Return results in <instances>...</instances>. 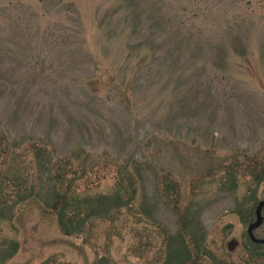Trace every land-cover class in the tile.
Wrapping results in <instances>:
<instances>
[{
    "label": "rangeland",
    "instance_id": "obj_1",
    "mask_svg": "<svg viewBox=\"0 0 264 264\" xmlns=\"http://www.w3.org/2000/svg\"><path fill=\"white\" fill-rule=\"evenodd\" d=\"M64 159L106 196L69 235L36 202ZM255 159L264 0H0V264H264ZM103 160L147 170L119 188Z\"/></svg>",
    "mask_w": 264,
    "mask_h": 264
},
{
    "label": "trees",
    "instance_id": "obj_2",
    "mask_svg": "<svg viewBox=\"0 0 264 264\" xmlns=\"http://www.w3.org/2000/svg\"><path fill=\"white\" fill-rule=\"evenodd\" d=\"M42 146L39 147V149L42 151ZM37 153V151H36ZM49 155V154H48ZM248 159V158H247ZM86 160V159H85ZM87 162V161H86ZM85 162V163H86ZM101 162V161H99ZM250 165H248V169L255 172L253 179H255L256 185L259 186L264 182V176L260 175V171L264 172V165L257 160H250ZM48 165L50 167V162H48ZM98 165H92V169H97L98 175L96 176V179H101L106 177L109 173H114L115 177H120V182L117 181V186L121 188L120 186L124 185L125 183V177L128 178L129 181L127 182V187H133L134 182L132 181V177H134L136 174H140L141 171L147 170V167H145L142 164H136L130 165L128 163L125 164H114L113 167L109 165V162L107 163L106 160H103L102 164ZM42 170L38 174L39 181L42 179L43 176H48V180L51 181V188H50V195L47 199H44L40 193V191L36 188V202L40 205H43V209H50L51 212H53V215L56 219L57 226L59 227L60 231L63 232L65 235H69L72 232V223L75 221L80 222L79 229L83 231L85 224L89 221L90 218L94 216H106L105 213L102 210H99L101 199L106 198L104 194L97 195V198L94 200L92 199L89 194V183L92 184L94 181L89 179L86 181V183H83V188L79 185L73 184L76 179H79L82 176V172L85 173V169L83 165L78 164L75 166L71 161L68 159L60 160V162L56 165V168L54 169H47L45 172L43 170L47 166V162L44 161L40 164ZM99 166V167H95ZM48 167V166H47ZM228 168V167H227ZM90 170L89 173H92L93 170ZM105 170L106 173L102 174V171ZM228 173H230V169H227ZM76 176L74 178L70 179L68 178V175ZM102 174V175H101ZM232 174V173H230ZM101 176V178H100ZM118 177V178H119ZM135 178V177H134ZM234 181V177H230ZM69 179V180H68ZM124 179V180H123ZM46 180V179H45ZM98 181V180H97ZM100 197V198H99ZM109 197V196H108ZM115 207H111L110 209H113ZM97 209V210H96ZM96 210V211H95ZM249 244L260 247L264 246V244H256L253 243L251 240L248 239ZM254 249V248H253ZM257 250V248H256ZM254 250V251H256ZM6 255L1 260L6 261L10 257L14 255L17 251V244L11 245L7 249ZM249 260H246V262H252V258H256L258 260L261 255H258V252L252 255H249Z\"/></svg>",
    "mask_w": 264,
    "mask_h": 264
},
{
    "label": "water",
    "instance_id": "obj_3",
    "mask_svg": "<svg viewBox=\"0 0 264 264\" xmlns=\"http://www.w3.org/2000/svg\"><path fill=\"white\" fill-rule=\"evenodd\" d=\"M264 208V199L259 201V203L257 204V206L255 207L254 210V215H255V219L253 222H251L247 229H246V234L248 236V238L256 244H264V239H259L256 238L254 236V231L256 229H258L262 223H263V216H262V210ZM238 242L235 239H232L231 241H229L228 243V249L229 251H232L236 246H237Z\"/></svg>",
    "mask_w": 264,
    "mask_h": 264
}]
</instances>
